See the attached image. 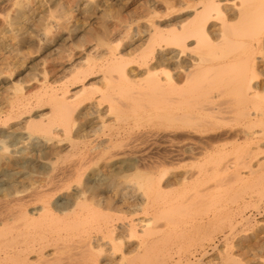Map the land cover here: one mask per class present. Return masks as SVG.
Instances as JSON below:
<instances>
[{
    "label": "bare ground",
    "instance_id": "1",
    "mask_svg": "<svg viewBox=\"0 0 264 264\" xmlns=\"http://www.w3.org/2000/svg\"><path fill=\"white\" fill-rule=\"evenodd\" d=\"M52 1L0 0V264H250L264 0Z\"/></svg>",
    "mask_w": 264,
    "mask_h": 264
},
{
    "label": "rangeland",
    "instance_id": "2",
    "mask_svg": "<svg viewBox=\"0 0 264 264\" xmlns=\"http://www.w3.org/2000/svg\"><path fill=\"white\" fill-rule=\"evenodd\" d=\"M106 1H109V0H97L96 1L97 3L94 2L93 6L91 8V11L89 13H86V15L84 16V18L86 19L85 27L87 28V35L86 36L91 38V40L98 38L99 34L103 32L102 30H104L103 25H105L107 20H108V19L105 20V18H104V12L106 11L107 7L109 6V4H107ZM124 1L123 0H121V1L120 0L119 1L118 0H112V2L118 4L120 7H122L121 8L122 12H123V13L121 12L122 16L136 15V12L139 13L138 10L140 8H142V4L145 2V0H124ZM69 2H72V0H53L52 4H49V6H51V5L53 6L55 3H59L61 5H64V4L69 3ZM90 2L91 1H89V0H77L75 3H73V8H74V10H80V9L84 8L87 4H89ZM131 7H133V9ZM100 9H101V11H100ZM128 12L130 14H128ZM98 28H100V29H98ZM9 55L12 57H16L18 54L17 53H15V54L10 53ZM9 55H7V56H9ZM35 58H37V57H34L33 59H35ZM33 59H31V60H33ZM192 164H193V162H191V165H189V167L187 166L185 168L191 169ZM183 170L184 169H181L180 171H183ZM255 199L256 198H253L252 202H256ZM2 200L5 201L3 198H0V211L3 210V212L2 211L0 212V215H2V213H4V211L6 210L5 202H3ZM259 207H258V209L251 208V214L250 215H251V222L252 223H251V227L249 228V231L247 232V234L251 235V244H248L249 248H247L248 249L247 253L245 254L241 251H238L237 248H233L232 251H229L230 254L233 253V255L234 254L237 255L239 260H241L243 263H245L246 261H250L251 262L250 264H264V245H263L264 244V204L260 205ZM198 210L203 211L204 209H203V207H201V208H198ZM0 219H1V216H0ZM253 227H254V229H253ZM202 234H204L203 231H201L200 235L194 236V238H192V242L195 243V242L199 241V239H200L199 236H201ZM210 234L211 235H209V236L216 235L215 229L212 230ZM219 244H221V245H218V249L215 250V252L213 250H210L208 253L209 255L208 254L205 255L206 257L199 253L197 260L195 261V259H194L193 263L194 264H202L203 261L207 262L209 260H212L213 264H222V258H224L226 256L228 251H226V249H224L223 243H219ZM236 244H238V243H236ZM260 245H262L263 247H260ZM201 256H203V257H201ZM199 258L202 260L201 263H198ZM154 264H157V263H154Z\"/></svg>",
    "mask_w": 264,
    "mask_h": 264
}]
</instances>
